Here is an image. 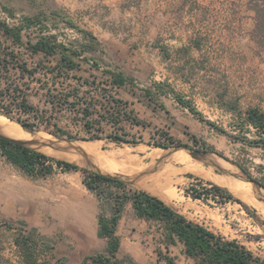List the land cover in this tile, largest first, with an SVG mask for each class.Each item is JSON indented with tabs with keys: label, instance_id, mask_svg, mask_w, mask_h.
<instances>
[{
	"label": "rangeland",
	"instance_id": "1",
	"mask_svg": "<svg viewBox=\"0 0 264 264\" xmlns=\"http://www.w3.org/2000/svg\"><path fill=\"white\" fill-rule=\"evenodd\" d=\"M251 7L250 0H0V18L10 24H18L26 17L43 20L25 31L26 40L35 41L44 30L45 34L55 36L68 46L86 48L77 59L78 69L64 71L56 79L54 72L48 74L51 95L39 89L38 82L32 83L29 102L35 110L25 114L14 108L10 115L26 119L35 125L32 128L36 135L44 140L60 141V145L68 144L63 140L70 139L55 134L57 127L75 136L72 139L76 143L93 141L106 152L130 150L126 156L117 158L121 166L129 155L139 158L142 168L151 166L160 156L153 159L147 156L149 150L140 152L147 148L144 144L154 148L151 154H158L164 151L161 144L170 143L172 137L200 150L209 147L221 154L216 157L223 166H229L234 172H239V167L243 166L264 182V146L250 143L260 140V131L245 124L248 109L264 112V27H257ZM53 12H59L76 27L54 17ZM34 58L38 60L39 56ZM49 60L47 68H53L55 59L50 57ZM107 70L123 73L126 83L114 86ZM54 80L56 85L52 86ZM61 93L70 94L68 103L58 97ZM75 94L79 96V112L71 104ZM177 96L189 101L216 126L201 121L195 114L192 116ZM113 98L120 99L121 103L117 105ZM90 100L93 101L89 107L91 114L86 116L84 108ZM129 100L148 102L155 108L165 100H174L188 111H177V115L168 119L169 125L161 119L149 122L142 117V106L131 104ZM0 115L22 125L6 114ZM85 117L101 121L95 125L101 129L94 127L93 132L102 134L103 138L80 139L90 135L83 125ZM116 118L120 121L115 122ZM46 122H50L48 129ZM116 133L130 142H115L108 137ZM261 135L264 136V131ZM35 147L55 159L74 162L82 168L88 165L76 151L44 144ZM92 160L98 164L93 156ZM207 168L192 158L174 156L167 159L156 174L142 178L135 188L148 191L143 184L150 188L157 185L167 191V186L154 180L166 172L173 177V188L181 197L180 206L172 202L170 205L215 233L243 242L264 259V210L249 204L223 184L210 180L206 172L212 170ZM54 171L48 179L36 181L32 188L41 200L38 206L41 215H46V206L52 200L63 204L67 199L79 198L83 172H68L58 166ZM212 172L231 178L216 169ZM196 181L219 185L235 199L213 197L208 191L196 189L192 185ZM127 188L129 192L134 191L133 184H128ZM9 191V182L0 181L1 264H22L14 243L20 231L33 234L52 246L43 253L39 264H92L86 259L88 255L106 251L108 239L96 232H79L78 236L70 238H64L61 231L53 235L43 232L42 226L26 218L30 212L35 213L36 208L31 207L21 214L20 209L11 204ZM262 191L264 193V189ZM87 193L84 187L85 197ZM128 229L124 225L119 234L118 256L122 264H167L166 255L174 264H195L194 258L184 254L181 244L167 246L157 227L152 233H135Z\"/></svg>",
	"mask_w": 264,
	"mask_h": 264
},
{
	"label": "trees",
	"instance_id": "2",
	"mask_svg": "<svg viewBox=\"0 0 264 264\" xmlns=\"http://www.w3.org/2000/svg\"><path fill=\"white\" fill-rule=\"evenodd\" d=\"M250 1L252 4L251 8L255 12L257 27L262 28L264 27V0ZM53 14L54 17H60L67 24L76 27L72 21L62 16L59 12H53ZM42 22V19L26 17L18 24H10L0 18V85L4 84L3 89L0 90V113L6 114L9 118L15 119L28 127L35 125L29 123L26 119L15 118L10 115L12 109L16 108L17 111L25 114L35 110L34 105L29 102V91L31 90L32 83L38 82L39 89H44L46 93L51 95L52 90L48 84V74L54 72L56 79L64 71L78 69L79 62L77 59L86 51L85 46L79 47L74 44L68 46L58 41L55 36L45 34L44 30H41V34H39L35 41H32L30 38L26 40L25 31ZM79 30L85 34L88 33L83 29L79 28ZM91 38L93 39L94 37L91 35ZM35 56H39V59L36 60ZM50 57L55 59L53 68H47L46 66L50 61ZM83 57L87 58V56ZM94 63L97 64L96 61ZM13 70L15 74H12ZM106 73L110 74L111 83L114 86L121 87L126 83L127 79L123 73L111 70H107ZM55 85L56 81L54 80L52 86ZM4 90L11 93L3 94L2 91ZM58 97L68 103L67 100L70 99V94L61 93ZM177 99L195 114L198 119L205 121L211 126H216L212 121L206 120L203 113L182 96H177ZM5 100H8V103ZM73 100L71 104L73 107H77L79 112L78 94L73 96ZM112 100L117 105L121 103L120 99L113 98ZM92 104L93 101L90 100L87 103V107L84 108L86 116L91 114L89 107ZM246 113L245 124L248 123L260 131V140L250 141V143L264 146V136L261 135L264 131V112L257 108H250ZM118 121H120L119 118H116L115 122ZM46 123L45 127L48 129L50 122ZM96 124H101V121L85 117L83 125L90 135L80 139L103 138L102 134L93 132ZM96 129L99 130L101 128L98 126ZM54 133L65 135L69 138H76L70 132H66L60 127H57ZM108 137L115 142H130L122 134H109ZM193 139L198 142L196 137L193 136ZM174 144L183 143L175 141L171 137L170 143L161 144V146ZM203 148L209 149L206 146ZM0 150L9 162L31 176L46 177L54 172L55 166L60 167L64 171L81 170L88 189L93 191L100 199L109 198L114 200L111 216L107 217L101 214L99 218V235L108 239V246L106 251L86 257L87 261H91L92 264H122L118 256L121 241L117 233V227L128 199H132L138 216L162 223L164 241L167 246L169 244H176L178 241L182 242L184 244L185 255L194 258L195 264H264V259L254 254L244 244L234 239L225 238L208 229L203 224L188 219L163 199L146 190L129 192L127 188L128 184L121 180L82 168L74 162L55 159L40 150L11 141L8 138L0 137ZM240 167L252 179L258 181L264 187L263 181L254 177L245 167ZM211 191L214 195L235 199L230 192L219 185H214ZM236 201L242 203L241 200ZM244 205L249 209L248 205ZM14 243L17 246L22 264H39L38 261L44 255L43 253L52 247L45 240H39L33 234H23L21 231L14 238ZM164 258L167 264H174L170 256L166 255Z\"/></svg>",
	"mask_w": 264,
	"mask_h": 264
},
{
	"label": "crops",
	"instance_id": "3",
	"mask_svg": "<svg viewBox=\"0 0 264 264\" xmlns=\"http://www.w3.org/2000/svg\"><path fill=\"white\" fill-rule=\"evenodd\" d=\"M165 101L166 102H164V104H161L157 106L156 108L153 106V104L140 101V100H129V103L135 104V105L139 104V106L140 105L142 106L140 107L141 108L140 112L143 115L142 117L145 120H148L149 122L151 121L155 122L158 119H161L165 121V124L167 123L168 125H169L168 119L172 115H177V111H180V110H184L186 112L188 111L187 108L183 107L179 102H176L174 100H165ZM191 115L193 116L194 114L191 113ZM144 145H146L147 148L140 150V152H145L149 150V153H147V156L153 159H156L160 156L159 153L151 154L154 148H150L147 144H144ZM101 151H104V150H101ZM70 156L74 157L73 155H70ZM175 156L183 157L186 159L192 158L186 152H179L175 154ZM132 162H133L132 164L130 165L124 164V166L122 167H120L117 163H115L113 167L117 169L108 168L107 170L115 171V172H124V173H135V172H139L144 169L141 166V160L139 158L134 157ZM206 168L211 169L212 171H215V168L213 167L206 166ZM70 171L72 172L76 170H69L68 172ZM212 171L209 170L206 172L207 177H209V179L212 180L213 182L219 185H222L218 183L216 179H221V178H224L225 176L221 174L213 173ZM54 173L55 171L46 177L31 176L25 173L24 171H22L19 167H17L13 163L9 162L0 150V181L4 183L9 182L10 191L8 193H10V195H7V196L11 198V204H13L15 207L20 209L21 214L26 213L28 210H30L31 207H35L36 212L35 213L30 212L26 218L29 220H33L35 225H38L39 227L42 226L41 230L43 232L50 233L51 235L57 233L58 231H61L62 233L65 234L64 238L74 237V235L78 236L79 232H84V233H89V232L95 233L96 232L99 235V218L101 214L107 217L111 216L114 200L109 199V198L100 199L93 191L88 189L83 178L79 180V198H75L73 200L67 199L65 200V203L63 204H59L58 202H56L55 204L52 200L50 205L46 206V215L44 213L43 215H41L42 213L41 210L38 212L39 210L38 206H40L41 200L40 199L38 200L37 192H35V190L32 188L35 185L36 181L46 180L50 176H52ZM156 173L157 172L153 174H156ZM153 174H150V175H153ZM162 175H165V173L158 175L156 177L157 179L155 178L154 180L155 181L162 180L161 178ZM169 179L164 180L166 183L164 181H161V184L169 186L170 188L168 187L167 190H172L174 189L172 188L174 184L173 183L174 181H172L173 177H171L170 175ZM139 182L140 180L136 182L135 184H133L134 190H139L135 188V186ZM77 183H78V180H77ZM142 186L145 188L146 185H142ZM84 187H86L88 191L86 197L84 195ZM253 189L255 190L254 185H253ZM177 195L179 198H181L178 192H177ZM32 200H35V203H33ZM166 203L169 204V202H166ZM248 203L251 204L250 202ZM170 206L173 207L172 205ZM175 210L185 215L182 211L177 210V209ZM192 220L201 224V222H199L198 220H195V219H192ZM124 225H126L129 228L128 229L129 232H135V233L137 232L138 233H148V232L152 233L157 227L158 232L164 241L162 223L157 220L147 219L145 217L138 216L134 208L132 199H128L125 203L124 211L122 213V216L119 220L118 227H117L118 234H120V231L122 230V227ZM68 240L69 239H67L66 241ZM177 243L182 245L183 247L182 250L184 252V244L179 241ZM241 244H243V242Z\"/></svg>",
	"mask_w": 264,
	"mask_h": 264
},
{
	"label": "water",
	"instance_id": "4",
	"mask_svg": "<svg viewBox=\"0 0 264 264\" xmlns=\"http://www.w3.org/2000/svg\"><path fill=\"white\" fill-rule=\"evenodd\" d=\"M21 126L24 127L27 131L33 133V135L37 136V138L32 139L31 142H24V141L17 140L9 136H6L2 133H0V137L8 138L11 141L21 143L23 145L35 148L37 150L39 149L36 148L35 146L44 144V145L60 147L65 150L76 151L77 153H79L86 159L85 161L88 163L86 169L103 174L105 176H109V177L121 180L127 184H135L142 178L157 172L164 165V162L167 159L174 157L175 154L179 152H186L192 157V159L206 166L213 167L224 175H229L231 177L240 178V180L252 183L255 188L254 191H255L256 197L259 200L264 202V193L262 191L264 187L258 181L252 179L241 167H239V172H236V171L234 172L228 169L227 167L223 166L216 157V156L220 157L221 154H218L209 149L200 150V149L191 147L188 144H174V145H169V146H163L162 149L164 151L161 153L160 158L156 160V162L152 164L151 166L145 167L143 170L139 172H135V173L115 172V171H109L105 168H102L98 164H96L95 161L92 160V155L87 153L86 150L80 145V143H76V141H74L72 138H69L70 140H63L67 142L68 144L60 145L58 144L60 143V141L59 142L54 141V140L49 141V140H44L42 137H39L38 135H36L35 130L32 127H28L24 124H22Z\"/></svg>",
	"mask_w": 264,
	"mask_h": 264
},
{
	"label": "bare ground",
	"instance_id": "5",
	"mask_svg": "<svg viewBox=\"0 0 264 264\" xmlns=\"http://www.w3.org/2000/svg\"><path fill=\"white\" fill-rule=\"evenodd\" d=\"M7 118L0 115V133L9 136L11 138L17 139V140H21L24 142H31L30 140L37 138L36 136L33 135V133L27 131L24 127L16 124L15 122H11V121H6ZM14 127V128H13ZM87 153H89L90 155H92L96 161L98 162V164L101 165V167L105 168V169H117L114 168V164L117 163L120 167L121 164H119V162L117 161V158L119 156H126L127 152L130 150L127 149H120V150H113L111 152H106V151H101L99 149V146L97 143L94 142H82L80 144ZM42 147V146H41ZM146 148V147H145ZM51 150V149H50ZM110 151V150H109ZM130 153V152H129ZM161 155V153H159ZM134 155V154H133ZM130 156V155H129ZM127 157V159H125V162L123 163L125 165H130L133 162V158L134 157ZM149 157V156H148ZM139 162V161H138ZM117 165V166H118ZM116 166V167H117ZM139 167V166H138ZM135 168V167H134ZM161 173V172H160ZM178 173V172H177ZM162 180H160L159 182L161 183V181L167 180L170 178L169 174L162 175ZM154 179V178H153ZM157 179V178H156ZM171 180V179H169ZM173 181V179H172ZM216 181H219L221 184H223L224 186H226L227 188H229L230 190L233 191V193H237L239 196H241L242 199H244L247 202H250L251 204L256 205V207H260L261 210H264V203L262 201H259L256 197V194L254 192L253 189V185L250 182H246L243 180H240V178L236 179V178H229V177H224L221 179H216ZM235 181V182H234ZM165 182V181H164ZM168 182V181H167ZM238 182V183H236ZM166 183V182H165ZM174 183V182H173ZM171 184V183H170ZM144 185V184H143ZM166 186V185H165ZM171 186V185H170ZM147 188V190L151 191L152 193L156 194V196L160 197L161 199H163L166 202L169 203H173L176 204L177 206L181 205V198L178 197L177 192L175 191V189L172 190H167V191H163L161 189H159L157 187V185H154V187H148L147 185L145 186ZM169 186H167L168 188ZM170 188V187H169ZM173 188V186H172ZM166 190V189H165ZM231 191V192H232ZM183 201V200H182ZM190 202V201H189ZM188 202V203H189ZM183 205V204H182ZM188 205V204H187ZM195 206V205H194ZM193 206V207H194ZM189 207V206H188ZM179 208V207H178ZM259 208V209H260ZM183 210V209H182ZM230 211V210H229ZM202 213V212H201ZM205 213V212H204ZM203 213V214H204ZM213 214V213H212ZM212 216V215H211ZM203 217V216H202ZM212 218V217H211ZM210 219V218H209ZM221 219V218H219ZM218 219V220H219ZM213 222V221H212ZM214 223V222H213ZM221 223V222H220ZM211 224V223H210ZM215 224V223H214ZM225 224V223H224ZM221 225V224H220ZM218 224V226H220ZM228 226V224H227ZM221 227V226H220ZM240 227V226H239ZM219 228V227H218ZM223 229V228H222ZM218 230V229H217ZM223 231V230H222ZM225 232V231H224ZM223 233V232H222Z\"/></svg>",
	"mask_w": 264,
	"mask_h": 264
},
{
	"label": "built area",
	"instance_id": "6",
	"mask_svg": "<svg viewBox=\"0 0 264 264\" xmlns=\"http://www.w3.org/2000/svg\"><path fill=\"white\" fill-rule=\"evenodd\" d=\"M192 185L195 186L196 189L198 188V189L203 190V191H208L209 195H211L213 197H218V195H214L211 191L213 189V186H214L213 184H208L205 182H203V183L199 182L198 183V181H196L195 184H192Z\"/></svg>",
	"mask_w": 264,
	"mask_h": 264
}]
</instances>
